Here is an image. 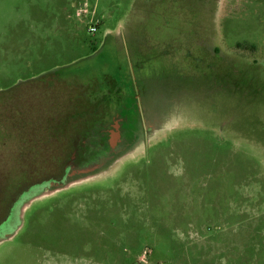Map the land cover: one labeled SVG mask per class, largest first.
<instances>
[{
	"label": "rangeland",
	"instance_id": "obj_1",
	"mask_svg": "<svg viewBox=\"0 0 264 264\" xmlns=\"http://www.w3.org/2000/svg\"><path fill=\"white\" fill-rule=\"evenodd\" d=\"M72 150L0 264H264V0H0V213Z\"/></svg>",
	"mask_w": 264,
	"mask_h": 264
},
{
	"label": "flooded vegetation",
	"instance_id": "obj_2",
	"mask_svg": "<svg viewBox=\"0 0 264 264\" xmlns=\"http://www.w3.org/2000/svg\"><path fill=\"white\" fill-rule=\"evenodd\" d=\"M81 97H82V99L80 101L82 103H88L89 104L90 96H85L84 94H81ZM91 97H93V96H91ZM94 97H98L96 100L93 101V102L98 104V107H100L102 105V103L106 104L107 101H109L108 97L105 96V95H94ZM88 108H89V106H88ZM102 109H101V111L104 112V113L107 110L113 113V114L110 115V119L113 120V121H114V119L117 116H119V113H117L114 110H112L111 107L107 108V105H106V107L104 105L102 107ZM82 111L83 112H89L87 109H83ZM96 112H100V109L97 108ZM85 114L83 115V120H82L81 125H85L87 123V122L84 121L85 119H88V117L85 116ZM69 128H72V127L70 126ZM82 138L85 139V137H82ZM74 140L76 141V143L80 142V143H82V145H86V144H84L82 142L83 139H81L80 137H76L75 139L73 138L72 143H73ZM78 147H79V145H78ZM80 148H81V146H80ZM87 153H88V151H86V153H85V151H82L81 152V157H80V156H76L73 153V150H72V152L69 151V158L67 160L68 162L64 166L63 171L59 172L60 175H57V174L55 175L54 174V175L51 176V177H53L51 180H47V181L41 182L40 184H37V185H33L27 191L20 192L21 194L19 193L18 196L17 195H11L9 197V199H7L4 202V204H3L4 206L2 207V211L0 213V238L3 237L5 232H6L5 228H7V226L9 227L12 224L13 217L15 215V212H16V209L18 207V204L21 202V200L24 198V196L29 194L31 191H34L36 189H39L41 187L46 186L48 183H52V182H54V183H58V182L62 183L64 177L67 176L69 174V172L72 171V170H77V171L78 170L79 171L82 170L84 165H85V163L88 160V154ZM20 196H22V197H20Z\"/></svg>",
	"mask_w": 264,
	"mask_h": 264
},
{
	"label": "trees",
	"instance_id": "obj_3",
	"mask_svg": "<svg viewBox=\"0 0 264 264\" xmlns=\"http://www.w3.org/2000/svg\"><path fill=\"white\" fill-rule=\"evenodd\" d=\"M97 98L98 97H94V96L90 97V99H92L93 101H94V99H97ZM97 114L99 116H97ZM111 114H113V113L108 111V110L105 111V113L104 112H95L94 115L91 114L90 116H89V114H87L88 115V119L84 120L87 123L85 125H83L81 128H77L78 132H76L75 138L78 136L77 134H79L80 132H81L82 137H86V135L89 136V137L92 136V135H96V134L100 135L102 130H103L104 124L110 122V120H111L110 119V115ZM74 143L76 144V142H73V147H74L73 149H75V148L77 149V145H75ZM81 145H82V143H80V146ZM78 156H81L80 152H79ZM19 193H20L19 190L16 191V189H14V192L11 193V195H17L18 196ZM20 197H22V196H20Z\"/></svg>",
	"mask_w": 264,
	"mask_h": 264
},
{
	"label": "built area",
	"instance_id": "obj_4",
	"mask_svg": "<svg viewBox=\"0 0 264 264\" xmlns=\"http://www.w3.org/2000/svg\"><path fill=\"white\" fill-rule=\"evenodd\" d=\"M88 29L90 32H95L97 30V27L95 25H91Z\"/></svg>",
	"mask_w": 264,
	"mask_h": 264
}]
</instances>
